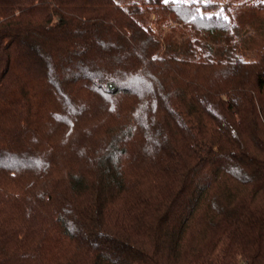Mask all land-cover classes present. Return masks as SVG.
Masks as SVG:
<instances>
[{
    "label": "trees",
    "instance_id": "obj_1",
    "mask_svg": "<svg viewBox=\"0 0 264 264\" xmlns=\"http://www.w3.org/2000/svg\"><path fill=\"white\" fill-rule=\"evenodd\" d=\"M219 6L0 0V264H264V48Z\"/></svg>",
    "mask_w": 264,
    "mask_h": 264
},
{
    "label": "rangeland",
    "instance_id": "obj_2",
    "mask_svg": "<svg viewBox=\"0 0 264 264\" xmlns=\"http://www.w3.org/2000/svg\"><path fill=\"white\" fill-rule=\"evenodd\" d=\"M121 4L131 3L133 0H117ZM185 2H199L204 4L218 3L220 9L227 7L226 10H213L211 13H220L223 15H230L233 21L236 22L237 28L232 31L234 40L239 41L243 51H246L249 58L259 57L264 48V0H183ZM148 14V13H147ZM150 22L155 21L153 14ZM149 22V23H150ZM154 25L157 28V24ZM173 25L166 28L171 30ZM164 31V32H165ZM169 33V32H168ZM194 35L195 32L192 30ZM198 35V34H197ZM178 41H183L184 38L180 35L177 37ZM243 45H245L243 47Z\"/></svg>",
    "mask_w": 264,
    "mask_h": 264
}]
</instances>
